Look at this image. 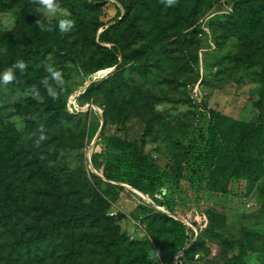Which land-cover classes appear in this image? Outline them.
<instances>
[{"label": "rangeland", "instance_id": "obj_1", "mask_svg": "<svg viewBox=\"0 0 264 264\" xmlns=\"http://www.w3.org/2000/svg\"><path fill=\"white\" fill-rule=\"evenodd\" d=\"M22 1L43 16L38 5ZM96 2L103 24L94 42L116 24L118 35L135 36L132 49L145 52L133 58L127 51L117 70L84 75L79 66L93 49L83 30L86 15L64 7L74 21L66 56L47 48L19 84L0 85V124L18 132L33 155L0 166V264H114L143 249L150 264H227L240 254L244 264H264V36L229 18L236 0H180L185 14L194 13L184 29L160 0ZM11 22V13L0 12V24ZM39 32L48 34L36 26L18 29L12 54ZM49 65L63 74V86L48 83L66 96L65 111L73 116L37 144L40 135L27 132L16 106L33 98L25 89L45 87ZM89 82L99 87L83 94ZM111 135L153 158L159 170L153 187L144 177L107 180L92 167L93 150ZM35 156L54 176L66 213H79L80 206L91 212V190L104 189V182L115 186L107 210L119 225L115 243L89 219L49 237L37 233L48 222L39 209L52 196L47 182L32 175ZM165 217L183 226L182 247L163 241ZM192 243L197 250L187 249Z\"/></svg>", "mask_w": 264, "mask_h": 264}, {"label": "trees", "instance_id": "obj_2", "mask_svg": "<svg viewBox=\"0 0 264 264\" xmlns=\"http://www.w3.org/2000/svg\"><path fill=\"white\" fill-rule=\"evenodd\" d=\"M203 0H196L198 5ZM22 0H0V12H8L12 14L11 27H6L0 24V73H3L7 68L12 66L18 59L26 62L27 66L24 72H20L17 68L14 70L16 80L13 84L20 83L21 76L25 74L30 64L38 55H43L45 50L56 47L58 53L66 56L68 42L66 39L67 33H61L58 28V22L52 21L53 31L39 32L38 35L30 42L24 44L16 55L12 54V50L16 44L15 34L18 29L27 26H36L35 21L41 20L47 24L43 16L33 9H28L22 3ZM61 8L79 7L85 12L83 21V30L89 37L90 44L93 45L86 62H82L79 66L80 71L88 76L94 72L114 67L117 70L119 66L126 62L127 51H131L133 58H138L145 50L140 46L132 49L131 45L135 42L133 34L122 33L118 35L116 24H110L97 34L98 43L94 42V37L103 24L97 16L100 10V4L96 0L87 2V0H58ZM166 12L170 13L175 18H181L184 29L189 27L193 22L194 13L185 14L181 9L180 0H177L175 6H165ZM229 18L237 23L238 27L250 30L255 37L264 36V0H236L234 8L230 13ZM113 45L118 47V53H115L108 46ZM112 47V46H111ZM118 55L122 61L117 64ZM6 61V64L4 62ZM2 85V84H0ZM99 87L95 82L88 84L83 94H91L93 89ZM41 100L35 98H27L26 102L16 106V111L20 118L25 122L27 132L32 135H46L50 130L55 129L63 120H69L73 115L65 111L66 96L58 94L56 99H53L47 94L46 87H41L39 90ZM88 101V98L85 99ZM84 101V102H85ZM98 149H94L90 160L92 167L100 172L107 180L118 182H126L133 179L143 178L148 181L152 187L158 180V166L151 156L144 154L143 151L136 145L127 143L117 136H103ZM32 150L29 143L23 139L18 133L10 129L6 124H0V166L13 167L21 160L32 157ZM32 175L34 179L44 180L49 186L46 193L52 196L49 205L41 206V218H47V225L43 229L37 230L43 238L52 236L59 230L60 226H67L70 223L80 222L89 219L91 223L98 228H101L108 236V243L113 244L120 237L119 225L115 222V216L107 214V210L111 204V199L117 196L115 186L110 182H104L105 188L91 190L90 202L94 205L90 211L79 207V213L69 211L66 213L60 201L61 192L57 190L56 180L48 171L45 165L40 163L39 157L35 156ZM30 207L38 209L36 204H31ZM166 218V217H165ZM169 222L165 228V238L163 241L171 247H182L186 238L183 226L178 222L166 218ZM157 235V234H156ZM157 242L156 238H152ZM199 246L192 243L187 249L197 250ZM147 249L140 252H135L133 256L127 257L123 262L114 264H150L146 259ZM227 264H244L243 255H237Z\"/></svg>", "mask_w": 264, "mask_h": 264}, {"label": "clouds", "instance_id": "obj_3", "mask_svg": "<svg viewBox=\"0 0 264 264\" xmlns=\"http://www.w3.org/2000/svg\"><path fill=\"white\" fill-rule=\"evenodd\" d=\"M32 3L38 5L37 11L41 12L47 21V24L44 21L36 20V25L42 30L51 32L53 31L52 21L54 18L60 17L58 19V28L61 33H67L72 30L74 27V21L70 18H67L70 13L66 12L61 8L58 0H31ZM165 6H175L177 0H160ZM26 62L22 59H18L12 66L7 68L3 73H0V84L7 86L13 84L17 78L14 75V70L19 69L20 72H24L26 69ZM46 71L49 73V76L42 78L41 84H44L46 87L47 94L53 99H56L58 96L57 91H54L52 86L48 83L51 79L56 85L63 86L64 78L60 70L55 69L53 66L49 65L46 68ZM33 91L30 93L29 89H25V94H31L33 98L40 100L41 96L39 95L38 89L35 85L30 86ZM48 137L41 133L39 139L36 141L38 144L40 141L47 140Z\"/></svg>", "mask_w": 264, "mask_h": 264}, {"label": "water", "instance_id": "obj_4", "mask_svg": "<svg viewBox=\"0 0 264 264\" xmlns=\"http://www.w3.org/2000/svg\"><path fill=\"white\" fill-rule=\"evenodd\" d=\"M90 83H91V82H89L88 84H90ZM88 84H87V85H88ZM87 85H85V87H86Z\"/></svg>", "mask_w": 264, "mask_h": 264}]
</instances>
